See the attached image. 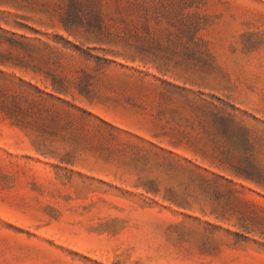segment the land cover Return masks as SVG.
<instances>
[{
    "label": "rangeland",
    "instance_id": "1",
    "mask_svg": "<svg viewBox=\"0 0 264 264\" xmlns=\"http://www.w3.org/2000/svg\"><path fill=\"white\" fill-rule=\"evenodd\" d=\"M0 264H264V0H0Z\"/></svg>",
    "mask_w": 264,
    "mask_h": 264
}]
</instances>
